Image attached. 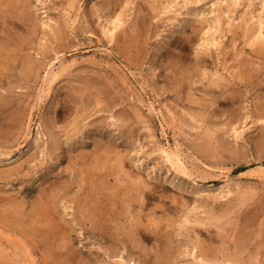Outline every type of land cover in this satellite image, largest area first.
I'll return each instance as SVG.
<instances>
[{
  "label": "rangeland",
  "instance_id": "1",
  "mask_svg": "<svg viewBox=\"0 0 264 264\" xmlns=\"http://www.w3.org/2000/svg\"><path fill=\"white\" fill-rule=\"evenodd\" d=\"M112 2L0 0V160L27 152L14 166L18 170L0 165V208L11 207L18 218L15 232L0 224V264H69L64 240L47 243L41 236L33 237V242V233L23 236L20 222L30 218L34 204L42 199L43 187L54 188V181L69 184L76 176L78 182L71 187L54 189L57 215L74 229L70 248L82 252L76 261L86 258L98 264L100 255L107 256L106 252L119 246L130 264H264V58L253 50L259 39L249 36L250 30L259 28L264 36V1ZM26 5L28 11L23 9ZM143 8L151 13L144 14ZM192 25L198 28L191 39ZM58 33L65 36L64 41L57 38ZM247 37H251L248 43ZM53 70L58 78L50 87ZM27 72L29 78H24ZM247 72L260 77L238 84ZM231 91L236 95L226 94ZM51 135L63 143L55 153L50 147ZM29 144H38L35 157L30 155L34 151L28 150ZM164 148L174 154L177 168ZM81 165L88 181L94 173L102 177H97L99 191L105 186L104 192L120 212L114 226L130 222L126 219L129 211L143 204L139 199L142 191L146 211L155 210L157 220L162 219L161 214L179 217L172 235L179 251L173 250L159 261L164 245L151 229H147L151 238L133 235L121 241L82 227L72 207L73 196L87 191H83L82 176L71 167ZM127 169L134 174L129 175ZM196 190L202 195H194ZM243 198L247 200L241 203ZM156 214L152 211L145 218ZM165 218L163 224L168 222ZM185 219L187 225L182 226ZM9 238L17 240L5 241ZM239 238L244 239L239 242ZM228 254L234 256L231 263Z\"/></svg>",
  "mask_w": 264,
  "mask_h": 264
},
{
  "label": "bare ground",
  "instance_id": "2",
  "mask_svg": "<svg viewBox=\"0 0 264 264\" xmlns=\"http://www.w3.org/2000/svg\"><path fill=\"white\" fill-rule=\"evenodd\" d=\"M6 1H8V0H6ZM25 1V0H24ZM121 1L122 0H113V2H115V4L116 5H118V4H120L121 3ZM264 1V0H263ZM2 2V1H1ZM13 2V1H12ZM112 2V3H113ZM28 3H31V2H28ZM5 4V3H4ZM3 4V5H4ZM7 4V3H6ZM12 3L10 2V5H11ZM16 4V3H15ZM13 5H14V3H13ZM13 5H12V7H13ZM24 5H25V3H24ZM142 5H143V3H142ZM5 6V5H4ZM70 6H74V4H72V5H70ZM104 6V5H103ZM108 6V5H107ZM154 6V5H153ZM166 6V5H165ZM32 7V6H31ZM116 7V6H115ZM152 7V6H151ZM167 7V6H166ZM1 8H2V4H1ZM0 8V9H1ZM27 8H28V6L26 5V6H24V8L23 9H26L27 10ZM96 9H97V7H95ZM98 8H99V6H98ZM103 8V7H102ZM102 8H100V9H102ZM107 8V7H106ZM108 8H110L109 6H108ZM112 8V7H111ZM10 9V8H9ZM16 9H18V8H16ZM146 11V8H143L142 9V11ZM19 11V10H18ZM28 11V10H27ZM97 11H99V10H97ZM114 11H118V10H114ZM120 11V10H119ZM157 11H158V8H157ZM1 12V11H0ZM15 12V11H14ZM24 12H26L25 10H24ZM107 12V11H106ZM121 12V11H120ZM153 12V11H152ZM32 13V12H31ZM142 13V12H141ZM149 13H151V11H150V9L148 8V10L144 13V14H146V15H148ZM16 14H17V11H16ZM24 14V13H23ZM108 14V13H107ZM116 14H117V12H116ZM115 14V15H116ZM122 13H120L118 16H117V18L119 19V21L121 20V16L123 15H121ZM194 14V13H193ZM2 15V14H1ZM0 15V16H1ZM113 15V14H112ZM121 15V16H120ZM125 15V14H124ZM139 15V14H138ZM7 16V15H6ZM22 16V15H21ZM27 16V15H26ZM142 16V15H141ZM193 16V15H192ZM191 16V17H192ZM31 18V17H30ZM114 18V17H113ZM36 19V18H35ZM26 20V19H25ZM195 20V19H194ZM38 21V20H37ZM46 21V20H45ZM139 21H140V18H139ZM26 22V21H25ZM28 22V21H27ZM48 22V21H47ZM122 22H124L123 21V18H122ZM137 22V21H136ZM188 22V21H187ZM3 23V22H2ZM10 23V22H9ZM46 23V22H45ZM117 23V22H116ZM192 23V22H191ZM195 23V22H194ZM12 24V23H11ZM25 24V23H24ZM48 24H51V23H48ZM47 24V25H48ZM198 24V23H197ZM119 25H124V24H119ZM35 26V25H34ZM30 27V26H29ZM32 27V29L34 28L33 26H31ZM54 27V26H53ZM62 27V26H61ZM139 27V26H138ZM190 27H192L193 29H192V32H191V39H192V37L194 36V34H195V32H196V30H197V28H196V25H192V26H190ZM203 27L201 26V28L200 29H202ZM256 28H258V27H256ZM31 29V28H30ZM57 29H59V28H57ZM205 29V28H204ZM245 29V28H244ZM254 29V28H253ZM121 30V29H120ZM123 30H124V26H123ZM230 30H232V32H233V29H232V27H231V29ZM259 30L261 31V28H259ZM259 30H256V32H254V31H249V36H251V37H253L254 35H255V37H254V39L255 40H258L257 41V44H259V45H257L256 46V44H255V47L256 48H254L253 50L260 56V57H262V58H264V36L262 37V31L261 32H258V34H257V31H259ZM30 31H32V30H30ZM59 31L62 33L63 31H61L60 29H59ZM120 32H123V31H120ZM202 32V31H201ZM236 32H237V30H236ZM236 32H234L233 34H235ZM247 33H248V31H246ZM33 33H34V31H33ZM251 33V34H250ZM9 35V34H8ZM11 35V34H10ZM63 35H64V33H63ZM245 35H247L246 33H245ZM264 35V34H263ZM12 36V35H11ZM62 35L61 34H57V38L58 39H62L63 41H64V37L65 36H63V38L61 37ZM131 36V35H130ZM129 36V37H130ZM250 37V38H251ZM56 38V37H55ZM131 38V37H130ZM135 38V37H134ZM250 38L248 39V37H247V43L250 41ZM5 39V38H4ZM58 39H56L57 41H58ZM179 39V38H178ZM181 40V39H180ZM252 40V39H251ZM253 41V40H252ZM59 42V41H58ZM57 42V43H58ZM256 41H254V43H255ZM1 44H3V43H1ZM59 44V43H58ZM61 45H62V43H61ZM131 45V44H130ZM251 45V44H250ZM43 46V45H42ZM56 46V45H55ZM9 47V46H8ZM57 47V46H56ZM251 47V46H250ZM252 47H254V46H252ZM2 48V47H1ZM43 48V47H42ZM57 49V48H56ZM55 49V50H56ZM42 50V49H41ZM251 51V50H250ZM4 52V51H3ZM48 52V51H47ZM5 53V52H4ZM6 53H8V52H6ZM58 53V52H57ZM8 55V54H7ZM7 55H4V56H7ZM43 55V54H42ZM56 56V55H55ZM9 57V56H8ZM199 57V56H198ZM12 58V57H11ZM47 59V58H46ZM4 60V59H3ZM262 60H264V59H262ZM3 62H6V61H3ZM14 62V61H13ZM197 62V61H196ZM5 64V63H4ZM35 65V64H34ZM43 65V64H42ZM190 65V64H189ZM251 65V64H250ZM27 66V65H26ZM33 66V65H32ZM39 66V65H38ZM44 66V65H43ZM180 66V65H179ZM9 67H10V64H9ZM187 67V66H186ZM242 67H244V66H242ZM251 67H253L252 65H251ZM25 68V67H24ZM23 68V69H24ZM34 68H35V66H34ZM263 68V67H262ZM39 69V68H38ZM64 69V68H63ZM180 69V68H179ZM182 69H184L185 70V68H182ZM187 69V68H186ZM6 70V69H5ZM183 70V71H184ZM255 70V69H254ZM243 71V70H242ZM257 71V70H256ZM7 72V71H6ZM259 72V71H258ZM261 72H262V70H261ZM10 73H11V71H10ZM39 73V72H38ZM192 73V72H191ZM256 73V72H255ZM8 74V73H7ZM26 75H25V77L24 78H29V72H27V73H25ZM36 74V73H35ZM177 74V73H176ZM185 74V73H184ZM263 74V73H262ZM1 75V74H0ZM39 76V75H38ZM88 77H90L89 75H87ZM243 76V75H242ZM245 77V79H241V80H239L238 81V84H240V85H242V84H246V83H248L249 81H251L252 80V77H256V78H259L260 77V75H258V76H256V75H254L253 73H251V72H247V75L246 76H244ZM263 77V76H262ZM58 78V72L57 71H54L53 70V73H51V79H50V81H49V86L51 87L52 85H53V82H57V81H55L56 79ZM108 78V77H107ZM174 79V78H173ZM233 79H235L234 77H233ZM240 79V78H239ZM85 80V79H84ZM110 80V79H109ZM177 80V79H176ZM110 81H112V80H110ZM186 81V80H185ZM214 81V80H213ZM216 81V80H215ZM237 81V80H236ZM261 81V80H260ZM177 82H178V80H177ZM235 82V81H234ZM255 82V81H254ZM59 83V82H58ZM212 83V82H211ZM215 83V82H214ZM256 83H257V81H256ZM25 84V83H24ZM27 84V83H26ZM57 84V83H56ZM112 84V83H111ZM178 84V83H177ZM180 84V83H179ZM98 85V84H97ZM253 85V84H252ZM24 86V85H23ZM27 86H28V84H27ZM176 87V86H175ZM25 88V87H24ZM86 88V87H85ZM178 88V87H177ZM219 90V89H218ZM181 92V91H180ZM82 93V92H81ZM85 93V92H84ZM106 93V92H105ZM226 93V92H225ZM236 91H231V92H227L226 94L227 95H236ZM84 95V94H83ZM86 96V95H85ZM87 97V96H86ZM84 98V97H83ZM89 98V97H88ZM102 98H103V96H102ZM4 99V98H3ZM13 99V98H12ZM76 99V98H75ZM97 99H98V96H97ZM104 99V98H103ZM83 100V99H82ZM90 100V99H89ZM69 101V100H68ZM8 102H10V101H8ZM15 103V102H14ZM93 103V102H92ZM99 103V102H98ZM22 106V105H21ZM7 107V106H6ZM4 109H5V107H3ZM87 108V107H86ZM2 109V108H1ZM19 109V108H18ZM1 111V110H0ZM7 111V110H6ZM5 111V112H6ZM124 111H125V109H124ZM6 114V113H5ZM87 114V113H86ZM125 114V113H124ZM128 114V113H127ZM129 115V114H128ZM135 115V114H134ZM3 116V115H2ZM119 116V115H118ZM80 119V118H79ZM125 119V118H124ZM119 120V119H118ZM126 120V119H125ZM135 120V119H134ZM8 122V121H7ZM10 122V121H9ZM12 122V121H11ZM126 122V121H125ZM56 123V122H55ZM75 123V122H74ZM95 123V122H94ZM93 123V124H94ZM89 124V123H88ZM88 124H87V126H88ZM123 124V123H122ZM120 125V124H119ZM124 125V124H123ZM130 125V124H129ZM55 126V125H54ZM94 126V125H93ZM127 126V125H126ZM72 127H73V125H72ZM74 127H75V124H74ZM89 127V126H88ZM129 127V126H128ZM76 129V128H75ZM78 130V129H77ZM81 130V129H80ZM88 130V129H87ZM52 131V130H51ZM84 131H86V130H84ZM89 131V130H88ZM122 131V130H121ZM71 132V131H70ZM78 132H80L79 130H78ZM78 132H76L77 134H78ZM82 133H84V132H82ZM128 134V133H127ZM126 135V134H125ZM48 137V136H47ZM51 137H53L52 138V143L50 144V147H51V149L53 150V152L54 151H57L59 148H61V141L58 139V138H56L55 136H53V135H51ZM70 137V136H69ZM70 139V138H69ZM97 139V138H96ZM129 139V138H128ZM35 140H37V139H35ZM34 140V141H35ZM37 142V141H36ZM75 142H77L76 140H75ZM103 142V141H102ZM106 142V141H105ZM32 143V142H31ZM33 143H35V142H33ZM38 143V142H37ZM68 143V142H67ZM63 144V143H62ZM100 144V143H99ZM111 144V143H110ZM109 143H108V145H110ZM32 145V144H31ZM46 145H47V143H46ZM100 146H101V144H100ZM104 146H107V144H105ZM28 148V147H27ZM37 148H38V144H33L31 147H30V144H29V149L28 150H32V151H34V152H32L30 155L32 156V157H35L36 156V154H37ZM39 148H41V146L39 147ZM111 148V147H110ZM124 148V147H123ZM123 148H122V150H123ZM43 149V148H42ZM45 149H46V147H45ZM50 149V150H51ZM113 149H114V147H113ZM119 149H120V147H119ZM126 149V148H125ZM26 150V149H25ZM22 151L21 152V154H19V155H15V156H12V155H8V154H6V155H8L6 158H4V159H1L0 160V165H1V167H3V166H10L11 168H13L15 165H17V164H19V163H21V161H22V159L25 157L24 156V154H25V152L26 151ZM48 150V149H47ZM50 150H49V152H50ZM165 152H167V157L169 158V160L172 162V166H174V167H178V165H177V162H176V160H175V158H174V154L173 153H171L170 151H168L167 150V148L165 149H163ZM13 151V150H12ZM11 151V152H12ZM108 150H106V152H107ZM116 151V150H115ZM10 152V151H9ZM117 152V151H116ZM115 152V153H116ZM119 152V151H118ZM27 153V152H26ZM45 153V152H44ZM55 153V152H54ZM111 153V152H110ZM114 153V154H115ZM120 153V152H119ZM40 154V153H39ZM42 155H43V153H41ZM40 154V155H41ZM107 154H108V156H109V151L107 152ZM106 154V155H107ZM112 154V153H111ZM118 154V153H117ZM79 155H81V154H79ZM83 155V154H82ZM116 155V154H115ZM125 155V154H124ZM128 155V154H127ZM24 156V157H23ZM78 156V155H77ZM118 156V155H117ZM80 157V156H79ZM84 158H86L85 156H83ZM95 157V156H94ZM104 157H105V155L104 156H102L101 158H103L104 159ZM110 157V156H109ZM131 157V156H130ZM26 158V157H25ZM83 158V159H84ZM93 158V157H92ZM107 158V157H106ZM105 158V162H106V160L108 159H106ZM119 158H121V157H119ZM125 158V157H124ZM73 159H75V158H73ZM95 159V158H94ZM110 159V158H109ZM116 160H118L117 158H116ZM121 162H122V160L121 159H119ZM128 160V159H127ZM126 160V161H127ZM79 161V160H78ZM78 161H76V162H78ZM109 161V160H108ZM114 161V160H113ZM125 161V162H126ZM87 162V164H88V161H86ZM85 162V163H86ZM97 161H95L94 162V164L96 163ZM104 162V160L102 161V163ZM104 162V163H105ZM131 162V161H130ZM80 163V162H79ZM83 164L84 166L85 165H87V164ZM120 163V162H119ZM123 163V162H122ZM93 163H91V165H92ZM97 164V163H96ZM131 164V163H130ZM108 165H110V164H108ZM120 165V164H119ZM123 165V164H122ZM19 166V165H18ZM76 166H78V165H76ZM94 166V165H93ZM128 166V165H127ZM127 166H126V168H127ZM6 167V168H7ZM21 167V166H20ZM72 168H73V172L75 171L76 173H78L79 175H81L82 176V178H81V176H80V178L82 179V181H83V183H82V187L84 188V190L83 191H87V193L86 194H84L83 196H80L79 194H80V192H82V191H80L77 195H75V196H73V200H74V204L72 205V207H75L76 209H75V214H76V217H77V219H78V222L82 225V227H84V228H86V230H88V231H90V232H92V233H96V232H100V233H102L104 236H108V237H110V238H117V240L119 239V240H121V241H124V240H126V238L129 236V237H132L133 235L134 236H137V235H141L142 237H144V238H151L152 237V235H150V233L149 232H147V229H151L152 230V232H151V234L152 233H155V235L158 237V238H160V240H161V242L163 243V251L162 252H160V256H158L157 257V259L159 258H161V259H165V255H171L172 254V251L173 250H178L179 251V249L178 248H180V247H176L175 248V246L173 245L174 243H173V241H172V235H173V229L175 228V226H176V224H177V222H178V219H179V217H177V218H171V217H169L170 215L169 214H167L168 216L165 218L164 217V214H161L163 217H162V219L161 220H157V214H156V211L155 210H152L153 211V213H155L156 214V216L155 215H152V216H150L147 220H146V218H145V216H148V215H150V214H152V211H146V209H147V207L148 206H146L145 205V199H146V197H145V193H144V191H142L140 188H142V187H138L143 193H142V197L140 196V201H142L143 200V204L140 202V204H142L141 205V207H139L138 209L136 208V210H130L129 211V217L127 216V218L126 219H128V220H130V222L129 223H127L124 227H121V223L119 224H117V225H113V223H116L117 222V219H118V215L120 214V212L118 211H116V208L114 207V200H113V198L111 197V196H108V194H106L105 192H104V189H106L105 188V186H103L102 188L103 189H101L100 191H99V189H98V187H99V185H98V183L97 182H99L100 183V181H98L99 179H97V177L99 176H96L95 175V173L94 174H90L91 175V179L88 181V177L87 176H85V175H83L84 174V172H83V167H82V165L80 166V167H74V166H71ZM100 167V166H99ZM102 167V166H101ZM104 167H105V165H104ZM111 167V166H110ZM110 167H108L109 169H110ZM119 167V166H118ZM5 168V167H4ZM14 168H16V167H14ZM17 168H19V167H17ZM16 168V169H17ZM23 168V167H22ZM89 168H92V167H89ZM89 168H86V169H89ZM96 168V167H95ZM67 169H68V167H67ZM77 169L78 170H80V172L79 171H77ZM96 169H99V168H96ZM96 169H94V170H96ZM106 169H107V167H106ZM112 169H114V167H112L111 169H110V171H112ZM118 169V168H117ZM124 169V168H123ZM133 169V168H132ZM15 170V169H14ZM18 170V169H17ZM102 170H103V168H102ZM102 170H100V171H102ZM125 170V169H124ZM128 170H130V169H127L126 171H127V173L129 174V175H131L130 173L133 171V170H131V171H128ZM182 170H183V172H185V173H187V174H189L190 172L186 169V168H182ZM1 171H2V169H1ZM6 171V170H5ZM9 171V170H8ZM8 171H6L5 172V174L6 173H8ZM20 171V170H19ZM93 171V170H92ZM115 171V170H114ZM119 171V170H118ZM15 172V171H14ZM52 172V171H51ZM86 172V171H85ZM94 172V171H93ZM105 172V171H104ZM130 172V173H129ZM2 173V172H1ZM0 173V176H2V174ZM12 173V172H11ZM97 173V172H96ZM115 173V172H114ZM126 173V172H125ZM133 174H134V172H132ZM10 174V173H9ZM60 174V173H59ZM108 174V173H107ZM122 174V173H121ZM132 174V180H133V177L135 176V175H133ZM76 175V174H75ZM109 175V174H108ZM107 175V176H108ZM127 175V174H126ZM12 176V175H11ZM110 176V175H109ZM100 178H101V180H102V177L101 176H99ZM103 177H104V175H103ZM106 177V176H105ZM116 177V176H115ZM46 178V177H45ZM58 178V177H57ZM57 178H56V180H57ZM78 176H76V177H74L73 179H72V181L68 184V183H64V182H56V181H54V188H52L51 186H45V187H43V196H42V199L41 200H39V201H37L35 204H34V209H33V212L30 214V218L28 219V220H25L23 223L22 222H20L21 224L20 225H24V229L25 230H22V233H23V236H24V234L25 235H31V233H33L32 235H31V239H33V242H34V238L33 237H41V236H44V239H45V241H47V243H49L50 241H52L53 239L55 240H58V239H61V240H64V242H63V244H62V247H63V251L65 252V255H66V257L68 258V260H69V264H74L75 262H77L75 259L77 258V256H78V254H80V253H82V252H80L77 248H70V242H71V240H72V236H73V232H74V229H72L71 227H69V226H67L65 223H64V221H63V218H61V217H59L58 215H57V209H56V204H58L56 201V195H55V193H54V189H56L58 186H65V187H67V188H69V187H71L73 184H75V183H77L78 182ZM110 178V177H109ZM109 178H106V180L105 181H107V179H109ZM129 178V177H128ZM137 178V177H136ZM207 178V177H206ZM54 179H55V177H54ZM105 179V178H104ZM120 179V178H119ZM143 179V178H142ZM141 179V180H142ZM131 180V179H130ZM132 180H131V182H132ZM144 180H146V179H144ZM85 181V182H84ZM136 182V181H135ZM144 182H146V181H144ZM50 183V182H49ZM137 183H139V178H138V182ZM136 183V184H137ZM142 183H143V181H142ZM141 184V183H140ZM139 184V186H141ZM97 185H98V187H97ZM146 186L148 187V186H150V184H147L146 183ZM80 187V186H79ZM108 187V186H107ZM110 187V186H109ZM112 187V186H111ZM144 187H145V185H144ZM153 187V189H154V186H152ZM86 188H89L88 190L86 189ZM101 188V187H100ZM113 188V187H112ZM130 188V187H129ZM111 189V188H110ZM110 189H107V191H109ZM57 190V189H56ZM59 191V190H58ZM138 191V190H137ZM70 192V191H69ZM113 192V191H112ZM147 192V191H146ZM230 192H232L231 190H230ZM6 193V192H5ZM58 193V192H57ZM148 193V192H147ZM150 193H151V191H150ZM193 193H194V195H195V193H197V194H201V192H200V190H196L195 192L193 191ZM211 193V195H212V192H210ZM214 193V192H213ZM42 194V193H41ZM82 194V193H81ZM224 194V193H223ZM229 194H231V193H229ZM11 195V194H10ZM148 195V194H147ZM202 195V194H201ZM2 196V195H1ZM6 196V195H5ZM193 196V195H192ZM213 196V195H212ZM222 196V195H221ZM246 196H247V194H246ZM127 197H128V194H127ZM133 197V196H132ZM145 197V198H144ZM204 197V196H203ZM202 197V198H203ZM211 197V196H210ZM215 197H220L219 196V194H216L215 195ZM214 198V197H213ZM142 199V200H141ZM215 199V198H214ZM1 200V199H0ZM72 200V201H73ZM136 200V199H135ZM205 200V199H204ZM209 200V199H208ZM246 200L247 199H241V203H244V202H246ZM4 202V201H3ZM12 202V201H11ZM10 202V203H11ZM130 202V201H129ZM147 202V201H146ZM175 202V201H174ZM200 202V201H199ZM205 202V201H204ZM2 203V202H1ZM203 203V202H202ZM237 203V202H236ZM7 204V203H6ZM5 204V205H6ZM12 204V203H11ZM17 204V203H16ZM15 204V206H16V208H18L17 206L18 205H16ZM23 204V203H22ZM115 204H117L116 202H115ZM139 204V205H140ZM183 204V203H182ZM188 203L187 202H184V205H187ZM200 204V203H199ZM238 204V203H237ZM1 205V204H0ZM2 205H4V204H2ZM10 205V204H9ZM13 205V204H12ZM137 205V204H136ZM148 205V204H147ZM202 205V204H201ZM242 205V204H241ZM7 206V205H6ZM14 206V205H13ZM25 206V205H24ZM5 207V206H4ZM118 207V206H117ZM128 208H129V206H127ZM132 207V206H131ZM134 207H135V205H134ZM184 207V206H183ZM120 208V207H119ZM124 208V207H123ZM127 209V208H126ZM134 209V208H133ZM152 209V208H151ZM21 210V209H20ZM120 210V209H119ZM59 211V210H58ZM195 211H197V210H195ZM18 213V212H17ZM22 213V212H21ZM29 213V212H28ZM126 213V212H125ZM128 213V212H127ZM167 213V212H166ZM200 212H198V214H199ZM24 215H25V213H24ZM160 215V214H159ZM160 215V216H161ZM197 215V214H196ZM22 216V215H21ZM182 216V214L180 215V217ZM198 216V215H197ZM198 217H200V215L198 216ZM24 218V217H23ZM122 218V217H121ZM163 218H165L168 222L166 223V221H165V223L166 224H163L164 223V220H163ZM194 218V217H193ZM197 218V217H196ZM17 220H18V218H16ZM16 219H15V216H14V214H13V210H12V208L10 207V208H8V207H6L5 209H2V208H0V224L2 225V226H4L5 227V229L6 228H8V229H10V230H13L14 232H15V230L18 228V226H16L17 225V222H16ZM187 219V218H186ZM185 219V224L183 223L182 224V226L183 225H187L186 224V220ZM21 220H23V219H21ZM32 220V221H31ZM205 220V219H204ZM66 221V220H65ZM68 221V220H67ZM198 221V220H197ZM206 221V220H205ZM204 221V222H205ZM212 221V220H211ZM190 222V221H189ZM194 222V221H193ZM90 223V224H89ZM188 223V222H187ZM203 223V222H202ZM207 223V222H206ZM209 224H210V222H209ZM0 225V226H1ZM179 225V223L177 224V226ZM188 225H190L189 223H188ZM208 225V224H207ZM213 225V224H212ZM176 226V227H177ZM182 226H180V227H182ZM197 226V225H196ZM198 226H201V225H198ZM129 228V230H127L126 228ZM179 227V228H180ZM185 227V226H184ZM183 227V228H184ZM186 228V227H185ZM188 228H190V227H188ZM182 229V228H181ZM196 229V228H195ZM1 230V229H0ZM200 230V229H199ZM218 230V229H217ZM220 230H222V228L220 229ZM213 231V230H212ZM3 232V231H2ZM179 232V231H178ZM178 232H177V234H178ZM85 233V232H84ZM180 233V232H179ZM183 233V232H182ZM9 234H10V232H9ZM17 234V233H16ZM86 234V233H85ZM1 235V234H0ZM5 235V234H4ZM21 235V234H20ZM154 235V236H155ZM3 236V235H2ZM174 236V235H173ZM178 236V235H177ZM1 237V236H0ZM3 237H5V236H3ZM2 237V238H3ZM10 237V236H9ZM244 237V236H243ZM30 239V240H31ZM133 239H134V237H133ZM175 239V238H174ZM234 239V238H233ZM240 240H239V242L242 240V239H244V238H239ZM15 240H17L16 238H13V240L12 239H10L9 238V241H8V239L7 240H5V241H7V242H16ZM37 240V239H36ZM151 240V239H150ZM224 241H226V239L224 240ZM234 241V240H233ZM1 242V241H0ZM4 242V241H3ZM60 242V241H59ZM178 242V241H177ZM184 242V241H183ZM182 242V243H183ZM244 242V241H243ZM9 243V244H10ZM19 243V242H18ZM93 243V242H92ZM119 243V242H118ZM140 243V242H139ZM181 243V244H182ZM224 243V242H223ZM17 244V243H16ZM60 244V243H59ZM91 244V243H90ZM89 244V245H90ZM94 244V243H93ZM120 244V243H119ZM179 244V243H178ZM244 244V243H243ZM0 245H2L1 243H0ZM12 245V244H11ZM42 245H44V244H42ZM96 245V244H95ZM135 245V244H134ZM134 245H132V246H134ZM146 245V244H145ZM162 245V244H161ZM196 245V244H195ZM21 245L19 244V247H20ZM45 246V245H44ZM94 246V245H93ZM111 246V245H110ZM139 246H140V244H139ZM176 246H179V245H176ZM189 246V245H188ZM197 246V245H196ZM245 246V245H244ZM3 247H5L6 248V246H3ZM12 247V246H11ZM11 247L9 248L10 250H11ZM24 247H25V244H24ZM48 247H49V245H48ZM181 247L182 248H185L184 246H182L181 245ZM186 247H187V245H186ZM193 247V246H192ZM203 247V246H202ZM1 248V247H0ZM22 248V247H21ZM97 248V247H96ZM98 248H100L99 246H98ZM102 248V247H101ZM188 248H190V247H187V249ZM195 248V247H194ZM197 248H198V246H197ZM239 248V247H238ZM259 248V247H258ZM1 249H3V248H1ZM30 249V248H29ZM89 249H91V250H93V247L91 248H89ZM105 249V248H104ZM243 249V248H242ZM261 249V248H260ZM15 250V249H14ZM26 250H27V247H25V249L23 248V252H26ZM49 251V249H46V251ZM103 250V249H102ZM143 250V249H142ZM2 251H4V250H2ZM47 251V253H49ZM96 251H98V250H96ZM100 251V250H99ZM147 251V250H146ZM161 251V250H160ZM186 251H188V250H186ZM227 251V250H226ZM8 252V251H7ZM16 252H17V250H16ZM51 252L52 253H55L54 251H53V249H51ZM50 252V253H51ZM121 250H120V247L118 246V247H113V250L112 251H110V252H106V254H107V256L106 255H104V256H99V262L98 261H95V262H98V264H109V260H111V262H112V260H114V263L113 264H130L129 263V260L126 258V256L124 257L123 255H121ZM153 252V251H152ZM157 252H158V250H157ZM182 252V251H181ZM230 252V251H229ZM235 252V251H234ZM19 253V252H18ZM27 253H29V251H27ZM60 253V252H59ZM104 253V252H103ZM144 253H145V251H144ZM222 253V252H221ZM259 253V252H258ZM30 254V253H29ZM154 254V253H153ZM177 254H179V253H177ZM181 254V253H180ZM214 254V253H213ZM219 254V253H218ZM232 254H233V252H232ZM232 254H228V256H227V258H229V260H227L229 263H231L232 261H231V259L234 257ZM236 254V253H235ZM25 255V254H24ZM113 255H120L119 257L120 258H113ZM146 255H150V252H148L147 251V254ZM222 255V254H221ZM11 256H12V254H11ZM10 256V257H11ZM29 256V255H28ZM152 256V255H151ZM237 256V255H236ZM2 258H3V256H1ZM7 257H8V255H7ZM81 257H84L85 258V256L83 255V256H81ZM150 257V256H149ZM167 257V256H166ZM171 257V256H170ZM200 257V256H199ZM207 257V256H206ZM224 257V256H223ZM226 257V256H225ZM231 257V258H230ZM240 257V256H239ZM14 258V257H13ZM13 258L11 259V258H9V259H11V260H13ZM50 258V260H51V258L52 257H49ZM55 258V257H54ZM202 258V257H201ZM236 258V257H235ZM5 259V258H4ZM78 259H80V258H78ZM161 259L159 260V261H161ZM171 259V258H170ZM176 259H178V258H176ZM203 259V258H202ZM201 259V260H202ZM238 259V258H237ZM46 260V259H45ZM75 262H74V261ZM142 260V259H141ZM1 261H3V260H1ZM6 262H7V260H5ZM132 261V260H131ZM167 262H170L169 260H166ZM223 261V260H222ZM234 261L236 262V260L234 259ZM9 262V261H8ZM15 262V261H14ZM46 262H47V260H46ZM54 262H57L56 261V259H55V261ZM63 263H65L64 261H62ZM80 262L82 263V264H91V262L89 261V260H87L86 261V258H85V260H83V261H78L77 263L78 264H80ZM110 262V263H111ZM141 262V261H140ZM172 262V261H171ZM171 262L169 263V264H171ZM225 262H226V260H225ZM238 262V261H237ZM11 263H12V261H11ZM48 263V262H47ZM62 263V264H63ZM76 263V264H77ZM133 263V262H132ZM224 263V262H223ZM262 263V262H261ZM8 264V263H7ZM58 264V263H57ZM60 264V263H59ZM134 264H135V262H134ZM179 264V263H178ZM225 264V263H224ZM232 264H233V262H232ZM235 264V263H234Z\"/></svg>",
  "mask_w": 264,
  "mask_h": 264
}]
</instances>
